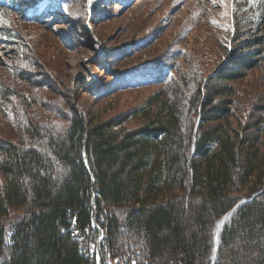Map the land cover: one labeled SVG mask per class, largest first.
<instances>
[{"label": "trees", "instance_id": "trees-1", "mask_svg": "<svg viewBox=\"0 0 264 264\" xmlns=\"http://www.w3.org/2000/svg\"><path fill=\"white\" fill-rule=\"evenodd\" d=\"M263 16L240 20L206 79L183 74L173 96L158 91L110 117L26 96L47 85L17 68L0 99L15 97L28 116L16 136L0 127V264H95L73 234L91 221L120 259L209 264L215 223L252 196L223 229L215 264H264V98L242 125L234 87L257 69L264 87Z\"/></svg>", "mask_w": 264, "mask_h": 264}, {"label": "rangeland", "instance_id": "rangeland-1", "mask_svg": "<svg viewBox=\"0 0 264 264\" xmlns=\"http://www.w3.org/2000/svg\"><path fill=\"white\" fill-rule=\"evenodd\" d=\"M87 4H91L92 19L83 29ZM257 5L253 0H59L56 10L38 22L23 19L18 10L0 8V91L16 81L20 68L47 85L26 96H41L45 104L62 111L83 106L103 109L110 117L119 109L142 104L158 91L171 97L168 89L183 74L191 77L195 72L206 79L224 63L225 50L234 45L230 25L240 27V20L251 10L252 18L259 20L264 0ZM7 35L14 38L8 40ZM163 63L175 67L165 83L128 89L114 79L129 73L126 69L156 70ZM261 74L257 69L234 84L244 101L242 107H247V114L241 112L242 125L250 108L259 105L255 103L259 96L264 98ZM30 108L36 110L34 105ZM40 114L56 120L47 112ZM27 116L15 97L9 101L1 97V128L16 136L18 122ZM94 223L85 229L91 238Z\"/></svg>", "mask_w": 264, "mask_h": 264}, {"label": "built area", "instance_id": "built-area-1", "mask_svg": "<svg viewBox=\"0 0 264 264\" xmlns=\"http://www.w3.org/2000/svg\"><path fill=\"white\" fill-rule=\"evenodd\" d=\"M95 229V224L93 225ZM97 236L89 237V232L84 230V233L73 231V234L79 238V247L85 257L94 258L95 264H139L135 259L118 258L113 256L111 252H103L102 243L104 242L103 232L97 228ZM144 264H155L151 261H147Z\"/></svg>", "mask_w": 264, "mask_h": 264}, {"label": "bare ground", "instance_id": "bare-ground-1", "mask_svg": "<svg viewBox=\"0 0 264 264\" xmlns=\"http://www.w3.org/2000/svg\"><path fill=\"white\" fill-rule=\"evenodd\" d=\"M237 209L233 208L222 215L214 225L213 234H212V250L210 259L214 260L217 256V250L220 245V237L223 232V229L230 223L231 219L235 215Z\"/></svg>", "mask_w": 264, "mask_h": 264}, {"label": "water", "instance_id": "water-1", "mask_svg": "<svg viewBox=\"0 0 264 264\" xmlns=\"http://www.w3.org/2000/svg\"><path fill=\"white\" fill-rule=\"evenodd\" d=\"M84 159H86V157L84 156ZM255 196H252V198H254ZM252 198H250L249 200H245V201H242L240 202L239 204H237L234 208L235 209H238L240 207V205H243L244 203L250 201Z\"/></svg>", "mask_w": 264, "mask_h": 264}]
</instances>
